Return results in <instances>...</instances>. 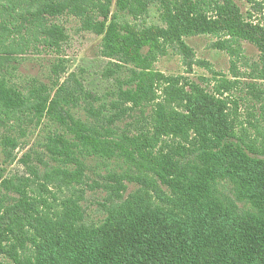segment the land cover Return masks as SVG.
I'll return each mask as SVG.
<instances>
[{
	"label": "trees",
	"instance_id": "trees-1",
	"mask_svg": "<svg viewBox=\"0 0 264 264\" xmlns=\"http://www.w3.org/2000/svg\"><path fill=\"white\" fill-rule=\"evenodd\" d=\"M153 2L0 0L3 17L13 18L0 22V115L9 118L28 109L37 121L56 118L73 134H54L47 143L66 165L76 166L57 169L66 184L82 182L88 150L102 159L120 152L143 171L114 176L110 188L115 198L99 225H87L80 204L70 201L55 219L41 216L33 235L11 229L9 248L1 251L13 264H264V141L258 143L238 119H230L227 105L216 95L197 86L187 91L155 70L170 47L192 56L185 38L196 35L219 37L213 47L231 55H238L241 42H250L264 62V26L244 18L236 0H166L163 26L137 30L127 17L146 16ZM65 14L102 37L105 58L118 61L121 69L131 67L132 78L119 85L122 103L151 105L163 85L168 100H178L186 110L157 104L162 114L152 135L121 136L112 125L101 135L71 114L60 87L52 97L50 88L40 84L27 96L9 78L17 52L27 42L23 31L44 47L58 48L66 33L54 21ZM10 27L20 29L19 40ZM260 74L264 80V65ZM218 81L220 93L230 82L224 77ZM119 119L111 115L109 122L115 125ZM106 122L102 118L94 124L104 127ZM163 137L179 142L166 145ZM124 179L138 182L141 189L124 198ZM230 186L234 190L228 194Z\"/></svg>",
	"mask_w": 264,
	"mask_h": 264
},
{
	"label": "rangeland",
	"instance_id": "rangeland-1",
	"mask_svg": "<svg viewBox=\"0 0 264 264\" xmlns=\"http://www.w3.org/2000/svg\"><path fill=\"white\" fill-rule=\"evenodd\" d=\"M164 1L154 0L146 16L127 17V20L139 31L155 25L163 26L161 12ZM236 3L244 18L264 26V0H236ZM114 11L115 7L112 6L111 12ZM3 16L0 12V22L13 19L9 15ZM54 22L62 26L66 33V40L58 48L44 47L29 36L28 31H23L27 42L21 41L23 47L17 52V60L13 63L14 69L9 78L27 96L31 88L40 84L50 88L52 97L60 87L63 90L60 94L65 97L71 114L97 128L101 135H107L105 128L111 125L121 136L152 135L156 121L159 122L162 114L158 108L160 104L168 110H186L178 100H168L163 85L156 89L151 105L145 103L137 108L131 103H122V99L117 97L119 85L132 78L131 67L121 69L115 65L119 64L118 61L105 58L102 54V37L84 29L80 19L75 16L65 14ZM10 28L11 34L15 32L13 38L19 40L20 29ZM219 39L210 35L185 38L192 56L170 47L165 56L159 57L155 70L174 78L180 88L190 91L192 86H197L222 99L227 105L228 117L238 119V123L245 127L246 134L258 140V143L262 142V53L255 45L243 41L238 55H231L213 47ZM222 77L230 83L219 89V93L217 90L221 83L218 80ZM128 85H123V90ZM23 113L9 118L0 115V261L4 264H13L11 257L1 251L4 248L6 252L9 248L11 229L21 235H33L34 226H38L41 216L49 215L50 219H55L65 211L70 201L80 204L87 225H99L105 220L107 209L115 198L110 188L114 185V176L143 174L120 152L111 159H102L85 149L82 182L66 184L57 169L66 166L74 170L76 166L66 165L62 154L54 153L47 143L54 134L64 132L68 138H73V134L66 132L67 128L64 130L56 118L37 121L30 110L24 109ZM115 114L120 119L113 125L109 118ZM102 118L107 121L104 127L94 124ZM240 135L243 133L240 132ZM162 142L166 145L176 144L179 140L163 137ZM159 147L168 151L166 146ZM124 185V198L141 189V185L132 180L124 179ZM233 190V186L228 187V194Z\"/></svg>",
	"mask_w": 264,
	"mask_h": 264
}]
</instances>
